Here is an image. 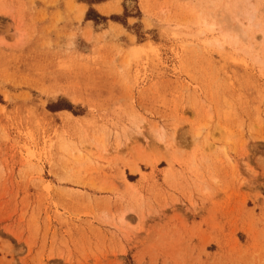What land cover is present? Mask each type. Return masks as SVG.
I'll list each match as a JSON object with an SVG mask.
<instances>
[{"label":"rangeland","instance_id":"374dc122","mask_svg":"<svg viewBox=\"0 0 264 264\" xmlns=\"http://www.w3.org/2000/svg\"><path fill=\"white\" fill-rule=\"evenodd\" d=\"M0 264H264V0H0Z\"/></svg>","mask_w":264,"mask_h":264},{"label":"bare ground","instance_id":"6f19581e","mask_svg":"<svg viewBox=\"0 0 264 264\" xmlns=\"http://www.w3.org/2000/svg\"><path fill=\"white\" fill-rule=\"evenodd\" d=\"M82 11H83V9H82ZM118 12H120V11H118ZM245 17L247 16V14L246 15H244ZM243 16V17H244ZM252 18V17H251ZM205 21H203L202 23H204ZM211 27V30H210V28H209V30L208 31H211V32H213V31H215L214 29H212V28H214V26H210ZM238 28V30L240 31V32H243L242 33V35H244V37H246V32L245 31H243V28H244V24H242L241 22H238V26H237Z\"/></svg>","mask_w":264,"mask_h":264}]
</instances>
